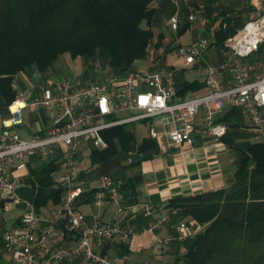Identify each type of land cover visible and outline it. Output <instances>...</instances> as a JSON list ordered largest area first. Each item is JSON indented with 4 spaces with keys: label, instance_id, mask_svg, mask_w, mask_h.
Instances as JSON below:
<instances>
[{
    "label": "built area",
    "instance_id": "1",
    "mask_svg": "<svg viewBox=\"0 0 264 264\" xmlns=\"http://www.w3.org/2000/svg\"><path fill=\"white\" fill-rule=\"evenodd\" d=\"M202 9V4H190L188 21H193ZM169 23L177 32L181 27L179 13L171 15ZM211 43V36L206 34L185 45L179 44L176 53L183 62L179 69L193 67ZM261 43H264V12L246 20L237 35L226 38L224 46L231 54L227 60L207 64L206 92L185 98L177 96L173 69H136L103 81L42 80L36 70L19 73L13 81L16 94L8 105L10 116L0 127V193L3 209L10 204L21 208L14 224L0 234L3 250L18 264H60L65 260H78V264H157L133 262L126 253L102 252L107 242L130 241L134 233L123 203L121 182L110 174L100 176L89 222L77 204L86 190L79 174L88 170L92 149L107 147L105 129L133 121L146 124L147 137L156 144L169 142L181 147L193 145L191 135L196 133L199 116L203 134L220 140L227 132V125L217 121V117L227 108L238 107L256 138L264 142V61L261 71L254 73L255 64L245 60ZM225 68L230 69L232 78L222 88L219 75ZM29 112L37 113L42 124L23 135L20 130L28 128ZM122 112L131 114L115 118ZM31 155L55 163L50 177L54 187L61 191L58 204L37 209L31 200L21 196ZM107 204L115 209L110 220H104L101 214ZM147 212L150 214V210ZM167 220V216H155L149 230ZM171 228L175 235L153 237L154 252L161 251L173 239L182 241L196 233L186 220L174 223Z\"/></svg>",
    "mask_w": 264,
    "mask_h": 264
},
{
    "label": "trees",
    "instance_id": "2",
    "mask_svg": "<svg viewBox=\"0 0 264 264\" xmlns=\"http://www.w3.org/2000/svg\"><path fill=\"white\" fill-rule=\"evenodd\" d=\"M152 1L0 0V104L8 107L15 98L13 81L19 73L30 74L36 68L46 72L62 54L71 58H91L101 68H108L101 77L87 78L103 81L136 70L134 61L146 58L150 45L155 43L157 49L165 39L164 32L156 34L153 30L156 12ZM231 20L232 17L223 19L211 44L224 47L226 38L241 25L232 24ZM185 29L186 26L181 25L176 36ZM176 45L179 44L170 42L169 49L165 50L177 48ZM249 59L253 64L264 61V43ZM151 69L148 68L153 71ZM204 86L205 83L198 79H181L176 83L177 96L185 98ZM216 120L224 122L226 116ZM103 136L107 147L91 150L92 165L104 164L119 149L130 152L136 147L137 154H132L130 162L123 165L134 166L149 158H142L143 153L158 150L156 142L150 138L138 143L135 130L127 123L105 129ZM222 138L234 145L232 137ZM234 148L237 158L230 186L189 196L174 195L163 204L170 214L172 234L176 232L171 226L181 220L196 229V233L187 238L188 243L184 240L185 252L173 264H264V142L257 140ZM54 168L53 161H39L29 169V200L37 209L61 200V191L54 187L50 177ZM79 176L84 175L81 172ZM117 180L131 187V190L120 187V191L132 202L135 198L133 180L125 176ZM96 191L97 188H93L86 195L83 193L79 203L93 201ZM144 224H149L148 219ZM111 246L119 254L129 252L126 241H109L102 252ZM60 264H78V260H65Z\"/></svg>",
    "mask_w": 264,
    "mask_h": 264
},
{
    "label": "crops",
    "instance_id": "3",
    "mask_svg": "<svg viewBox=\"0 0 264 264\" xmlns=\"http://www.w3.org/2000/svg\"><path fill=\"white\" fill-rule=\"evenodd\" d=\"M192 1L196 4H202L203 9L197 12L193 21H188L187 16L189 13V5L192 4L191 0H153L152 4L155 7L156 12L155 20L153 22V30L155 32L157 31V33L164 32V40H167V42L174 41L176 44H182L180 38L184 33L190 34L189 41L206 34H209L213 40L215 30L219 27L224 18L230 19V17H232L230 23H234L235 25L241 23V25H237L238 28L236 32L231 35L235 36L239 33L240 28L246 20L253 19L258 16L259 13L264 12V0ZM174 13H179L181 25L186 26L185 31L180 36H176L177 32H174L170 27L169 19ZM211 46L215 45L211 44L208 49ZM216 47L217 49L215 53L220 55L218 63L227 60V58L225 59L224 56H221V53L225 50L230 54V51L225 46ZM207 52L208 50L203 53L201 60L197 61L193 67L189 68L192 70L199 69L201 66L206 67L204 76L201 79L194 78L202 82L205 81L207 75V65L202 63L206 62L204 58H207V54H210V52ZM230 56L231 54L229 57ZM255 66L254 73L260 72L262 65L255 64ZM177 68L179 69L180 67ZM177 68L174 67L172 69L176 70ZM168 69L170 68L162 66L158 70L153 71H164ZM140 70L145 71L148 69ZM254 73L252 74L254 75ZM231 78L230 69H223L219 75L220 86L222 88L227 87L231 83ZM206 90L207 88L204 86L188 95L204 94ZM3 108L4 106L0 104V127L2 121L10 116L8 107H5V109ZM224 116H226L224 122L227 125V132L224 137L226 139L232 137L235 146L236 144L255 142L258 140L255 132L250 129L249 121L241 108H227L219 117ZM26 117L29 119V124L27 129L20 130L23 135H27L30 131L39 128L42 124L40 116L35 112H29ZM197 124V143H193V145H183L181 147H177L169 142H165L162 145L157 144L158 150H155L157 153L149 156V158L143 159L130 168H125L122 177L125 176L133 180L135 192V198L132 202L128 201L126 197L123 200V203L126 206L127 216L132 221L134 228V233L130 236V241H126L129 249V252L126 254L133 262L155 261L157 264H173L174 260L185 252V241L187 238L185 241L173 239L159 252H154L153 250V237L155 235L167 236L168 234H172L169 227L170 214L168 209L163 207V204L168 199L174 195L189 196L204 191L225 188L233 183V172L237 158V155L235 154L236 150L233 149L235 146L230 145L223 138L220 140H213L205 136L203 134L200 116L197 118ZM135 129L137 128L135 127ZM243 131L253 134V137L247 138L246 140L242 139L241 135H243ZM147 133H142L138 136V143L144 138H148ZM28 158L29 164L23 178L24 186L20 190L21 196L27 199H29L31 190L30 185L28 184V177L30 174L29 169L35 167V165L41 161L38 155H31ZM129 162L130 160L128 159V163ZM88 172L89 171L82 172L84 176L81 177L84 180L86 187L84 195H86V192L97 187L100 178L99 176L97 178L98 180L94 181L95 179H92L91 177L89 178ZM122 177L118 179H121ZM121 183L124 184L127 182L124 181ZM1 196L2 194L0 193V203L2 204ZM83 196L78 198L77 204L86 214V219L90 222L92 220L94 206L92 200L79 203V200L81 201ZM94 196L95 194L92 196L93 199ZM52 204L54 205V203L48 202L46 205ZM148 210H150V214L147 212ZM114 211V207L107 204L101 210L102 218L104 220H110ZM157 215L167 216V222L149 230L152 220ZM17 217L18 214L13 218L10 226L14 224ZM146 219H148L149 224L145 225L144 220ZM119 243L121 242L119 241ZM108 251L110 253H118L113 246H111ZM5 254L7 253L5 252Z\"/></svg>",
    "mask_w": 264,
    "mask_h": 264
},
{
    "label": "rangeland",
    "instance_id": "4",
    "mask_svg": "<svg viewBox=\"0 0 264 264\" xmlns=\"http://www.w3.org/2000/svg\"><path fill=\"white\" fill-rule=\"evenodd\" d=\"M143 25H145V22H143ZM164 29V28H163ZM168 32V31H167ZM157 34V31L155 32ZM179 38V37H178ZM190 34L184 33V35L180 38V42L182 44H187L189 42ZM188 41V42H187ZM155 43H152L149 47V51L147 54V57L144 59H139L134 61L133 68L135 69H148L149 67H152L151 70H155L157 67H160L163 65L164 67H183L182 58H180L176 53V47L171 49L170 51H166L170 45V42H167V40L161 41V47L155 48ZM177 46V45H176ZM169 49V48H168ZM217 47L211 46L208 50L210 54H207V58H204L206 62H202L204 65L210 64V65H216L219 61L218 58L220 55L216 52ZM207 52V53H208ZM229 53H227L225 50L222 51L221 56H224V58L229 57ZM159 56V57H157ZM245 60H250L249 57ZM205 66H201L199 69H176V72H174V80L175 82H179L181 79L186 80H193L194 78L201 79L204 76V73L206 71ZM37 76L42 79H66V78H79L81 80L86 79L87 77H101L108 71V68H101L100 65L93 61V59L88 58H71L68 54H62L60 55L52 64L51 67L48 68L46 72H40L37 68L35 69ZM86 70L89 71V73H86ZM158 70V69H156ZM181 70V71H180ZM204 70V71H203ZM23 78V76H22ZM26 85V84H25ZM192 95H187V97ZM5 109V107L3 108ZM131 113L128 112H122L118 115H115V118L122 117L124 115H129ZM130 127H132L137 137L142 133H147V126L140 121H133L127 123ZM135 127L137 129H135ZM138 130V131H137ZM242 139L246 140L247 138H252L253 134L243 131ZM247 142H244L243 144L246 145ZM237 145V144H236ZM232 146H235L232 145ZM235 150V148L233 147ZM131 152L135 153L137 152V148H133L129 151L125 150H118V153L112 157L109 158V160L105 161L104 164L100 165H92L91 163H87V171L89 174V178L95 179L94 181H97L98 177L102 174H110L115 180L122 177L125 171L126 167H123L124 164L128 163V159L132 158ZM237 155V150L235 151ZM131 166H129L130 168ZM99 184V183H98ZM20 213V207L16 206L14 204H10L9 207L3 209L2 206H0V234L10 226L11 222L13 221V218L16 217L17 214ZM193 227V226H192ZM194 228V227H193ZM195 229V228H194ZM196 230V229H195ZM190 238V237H188ZM190 240L187 239L186 243H188ZM185 243V246L187 245ZM2 244H0V264H18L14 260L11 259L9 254H5V251L3 250Z\"/></svg>",
    "mask_w": 264,
    "mask_h": 264
},
{
    "label": "water",
    "instance_id": "5",
    "mask_svg": "<svg viewBox=\"0 0 264 264\" xmlns=\"http://www.w3.org/2000/svg\"><path fill=\"white\" fill-rule=\"evenodd\" d=\"M193 138H194V143H197V140H196V133L193 132L192 135H191ZM157 153V151H152V150H149L145 153H143L141 155V157H148V156H151L153 154ZM120 187L124 188V189H128V190H131V187L127 184V183H124V184H120Z\"/></svg>",
    "mask_w": 264,
    "mask_h": 264
}]
</instances>
